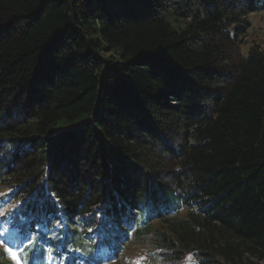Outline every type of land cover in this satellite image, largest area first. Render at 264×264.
Masks as SVG:
<instances>
[{
    "label": "trees",
    "instance_id": "trees-1",
    "mask_svg": "<svg viewBox=\"0 0 264 264\" xmlns=\"http://www.w3.org/2000/svg\"><path fill=\"white\" fill-rule=\"evenodd\" d=\"M257 11L0 0V238L19 264L110 262L155 221L165 264L264 262V49L240 48Z\"/></svg>",
    "mask_w": 264,
    "mask_h": 264
},
{
    "label": "rangeland",
    "instance_id": "rangeland-1",
    "mask_svg": "<svg viewBox=\"0 0 264 264\" xmlns=\"http://www.w3.org/2000/svg\"><path fill=\"white\" fill-rule=\"evenodd\" d=\"M248 19L249 26L245 35L242 37L243 43L240 47L244 54H248L252 45H257L264 49V11L251 13L248 16ZM4 192L5 189L0 186V195ZM166 224V222L159 223L155 221L153 224L155 229L152 234L142 233L140 235H133L128 240L125 249L119 254L120 256L118 258L103 264H165L162 256L158 253V250L154 248L152 243L156 235L154 232L158 233L166 231V227L168 226ZM5 233L8 237L11 236L13 238L16 235V231L11 228L7 229ZM3 247L8 251L10 245L5 244L0 238V249ZM107 252L108 248L101 249L103 256H105ZM8 254L10 256L9 258L13 259L12 253L8 251ZM17 259H14L16 263ZM252 260L253 262L256 261L255 259ZM52 261L53 260L51 259V262ZM183 263L196 264V260L192 256L186 255L183 259ZM262 264H264V262H262Z\"/></svg>",
    "mask_w": 264,
    "mask_h": 264
},
{
    "label": "snow or ice",
    "instance_id": "snow-or-ice-1",
    "mask_svg": "<svg viewBox=\"0 0 264 264\" xmlns=\"http://www.w3.org/2000/svg\"><path fill=\"white\" fill-rule=\"evenodd\" d=\"M8 251L12 253L13 259H17L18 253L13 251L11 248H9ZM17 264H19V260L18 259H17Z\"/></svg>",
    "mask_w": 264,
    "mask_h": 264
}]
</instances>
